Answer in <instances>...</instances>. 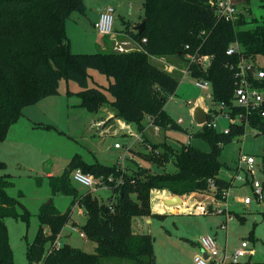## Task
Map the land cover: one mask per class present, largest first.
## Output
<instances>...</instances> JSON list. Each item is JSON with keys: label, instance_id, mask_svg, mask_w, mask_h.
Wrapping results in <instances>:
<instances>
[{"label": "trees", "instance_id": "trees-1", "mask_svg": "<svg viewBox=\"0 0 264 264\" xmlns=\"http://www.w3.org/2000/svg\"><path fill=\"white\" fill-rule=\"evenodd\" d=\"M213 1L217 0H144L146 22L142 32L131 30L130 26L126 30L139 46L77 53L71 49L66 22L74 13L85 12V0H0V141L23 115L26 105L59 92L62 78L79 85L77 91L68 93L78 94L80 105L90 112H97L100 104L108 102L117 115L136 123L140 133L148 117L154 125L183 130L164 107L176 92L180 77L154 63L153 57L175 56L173 61L184 65L180 69H187L195 80H208L211 111L218 112L217 105L221 102L232 104L236 72L245 61L252 63V70H247L248 78L264 89V78L253 76L257 67L264 69L259 59L264 57V14L260 19H252L254 27L246 28L249 20L238 8L234 19H221ZM261 1L264 6V0ZM234 43L240 45L239 51L228 54ZM206 55L211 57L207 66L202 64ZM89 68L112 78L109 84L103 88L91 86ZM250 123L257 134L264 133V116H251ZM245 130L244 124L236 122L230 123L227 133L201 125L195 135L209 142L208 151L191 143L179 148L167 142L162 144V151L156 150L157 145L151 150L135 151L161 167L160 172H151L150 167L141 165L136 158H130L131 162L123 167L118 162H85L74 157L61 174L49 176L53 190L70 195L72 201L64 212L51 202L41 207L38 231L26 248L28 264H110L111 259L160 264L155 257L153 236L135 226L138 218L154 215L152 190H168L173 195L212 190L219 198L224 190L234 186V177L220 176V170L229 167L221 160L223 146L244 135ZM167 163H172L175 170H167L164 166ZM4 168L0 161V171ZM77 168L102 181L98 186L110 189L112 197L108 202L100 200L93 191L83 194L77 190L70 178ZM11 183L9 175L0 172V264H15L5 219L29 221L28 212H19L17 199L7 193ZM175 200L173 203L186 205ZM76 203L85 208L87 219L80 228L84 237L96 243L94 252L70 243L54 246L72 219ZM173 203H169L172 208Z\"/></svg>", "mask_w": 264, "mask_h": 264}, {"label": "rangeland", "instance_id": "rangeland-1", "mask_svg": "<svg viewBox=\"0 0 264 264\" xmlns=\"http://www.w3.org/2000/svg\"><path fill=\"white\" fill-rule=\"evenodd\" d=\"M85 3L84 13L76 12L67 20L71 49L77 53L109 50L101 48V43L107 36L99 33L94 27L100 13L108 6L115 8L114 31L124 30L128 22L132 25L141 22L145 14L144 0H85ZM261 4V0L238 2V11L249 20L246 28L254 27L255 22H251L252 19H260L264 14V6ZM173 59L175 56L152 58L154 63L164 68L170 64L177 67L173 73L180 77V83L164 107L172 120L175 122L180 118L183 120L180 123L183 130L155 125L148 126L140 133L136 123H129L117 115L108 102L100 104L97 112H90L80 105L81 98L78 94L68 93V90L77 91L79 85L65 78L60 80L57 94L43 97L24 107L23 115L10 126L6 138L0 141V161L5 166L0 172L8 174L12 181L7 187V193L17 199L19 212L27 211L29 214L28 223L12 217L5 219L15 264H28L26 248L38 231L41 207L51 202L64 212L72 201L70 195L53 190L47 174L49 171L51 174H61L74 157L85 162L113 164L117 159L121 160L124 154L123 148L114 146L116 142L125 144L133 150L127 149L125 165L131 162L130 154L133 152L137 161L143 166L150 167L151 172H160L162 168L149 163L136 152L151 150L154 145L159 146L156 150L162 151L164 142L179 148L184 143H191L202 150H210L209 142L195 135L200 126L194 120V110L197 106L204 110L213 107L211 89L197 87L195 79L185 69H180L184 65L175 63ZM259 59L264 65V57ZM88 73L91 86L103 88L112 79L93 68H89ZM105 91L106 96L111 99L109 91L106 89ZM217 123L218 130L229 124L223 118H219ZM257 133L258 131L252 127H246L244 135L223 146L221 160L227 162L229 167L220 170L221 177L226 179L234 177L240 166L237 175L243 181L248 174L249 179L258 180L264 185V133ZM243 155L254 157L253 175L250 174L247 165L241 162ZM164 166L167 170H175L172 163ZM70 178L80 193L93 191L105 202L112 197V192L106 186L94 188L84 185L74 180L72 173ZM243 181L235 177L234 186L230 188L228 201L233 218L225 227L220 224L224 220V214H206L199 211V204H192L195 201L204 202L203 204L206 201V204L216 202L212 190L199 192L194 196L192 193L179 195L184 198L189 210L184 209L175 213L166 210V213H153L154 215L149 216V222L145 223L144 230L140 231L153 236L156 260L162 264H193L195 254L200 253V237L211 235L222 250L218 256L221 263L218 264H264V193L263 198H254L251 188L243 184ZM160 191L173 195L168 190ZM245 196L253 197V201L248 205L239 202L238 198ZM153 200L154 195L152 202ZM86 219L85 208L76 203L73 206L72 219L63 228L58 241L61 244L70 243L87 252H94L96 243L80 235V226ZM243 241L248 242L247 253L240 257L238 263L224 258L225 251L230 255ZM109 263L133 264L130 261L116 259L109 260Z\"/></svg>", "mask_w": 264, "mask_h": 264}, {"label": "built area", "instance_id": "built-area-1", "mask_svg": "<svg viewBox=\"0 0 264 264\" xmlns=\"http://www.w3.org/2000/svg\"><path fill=\"white\" fill-rule=\"evenodd\" d=\"M242 0H217L213 1V5L216 6L217 15L221 19L225 20H232L234 19L235 13L237 12V4ZM114 13L115 8L112 6H108L104 11L100 13L99 18L95 21L94 27L95 29L104 35H109L113 32V23H114ZM144 41L146 39H143ZM240 49V45L238 43L232 44L228 50V54H233L235 52H238ZM191 60L194 59V56L191 54L187 55ZM210 56H205L202 60V64L208 65L210 62ZM169 71H173L175 68H177L175 65H168L166 67ZM184 70V69H182ZM187 71V69H185ZM247 70H252V63L245 61L244 63L240 64V70L236 72V87L234 91V97L231 105H228L225 102H221L217 105L218 112L210 111L211 118L203 123L207 124L209 126H212L214 128L218 127L217 120L219 118H225L230 123H241L244 124L245 129L246 127H251L250 119L251 116L260 114L261 116H264V89L257 87L254 85V83L248 78L247 76ZM185 71V73H186ZM254 78L257 79H263L264 78V69L257 67L253 72ZM196 85L200 86L201 88L208 89L210 88V83L208 80L200 81L195 80ZM182 121L179 119V122ZM221 131L229 132L230 131V125L222 128ZM116 147H121L122 145L118 142L115 143ZM241 162L245 163L247 165V168L251 175H253V165L255 162V159L251 155H243L241 158ZM123 167L125 166V156L118 162ZM240 168V166H239ZM237 173L239 172V169ZM236 173V175H237ZM74 180L87 185V186H93V187H101L102 185L98 186L99 183L102 181L97 180L93 174L91 173H85L81 168H77L72 173ZM237 180L243 181V179L237 175ZM248 175V174H247ZM212 184L211 189L214 188L213 180L210 181ZM243 184H247L253 193V197L257 199L263 198L264 193V185L262 182L255 180V179H249L248 176L246 179H244ZM104 186V185H103ZM229 191L230 188L224 190L219 198L216 197V204H203L201 206L203 211H207L208 209H211L212 211L220 214H224V220L221 222V226L225 227L226 223L233 218L232 210L230 208V204L228 201L229 197ZM253 197L251 196H245L240 199L241 203H244L246 205L250 204L253 201ZM75 228L74 226L72 227ZM80 235L84 237V234L80 232ZM199 244L202 250H204L208 257H205L202 253L196 254L193 259V264H213L211 261V258H217L220 253V247L218 246L216 239L211 235H203L199 239ZM55 247H60L61 243L56 240L54 243ZM248 246L247 241H243L241 243V246L237 248L235 251H233L230 255L224 254V258L231 259L232 262L238 263L240 257L245 256L247 251L246 247Z\"/></svg>", "mask_w": 264, "mask_h": 264}, {"label": "crops", "instance_id": "crops-1", "mask_svg": "<svg viewBox=\"0 0 264 264\" xmlns=\"http://www.w3.org/2000/svg\"><path fill=\"white\" fill-rule=\"evenodd\" d=\"M105 10V9H104ZM144 19V18H143ZM138 24H140V22L139 23H136V24H134V25H132V24H130L129 22L127 23V26H130V29L131 30H134V31H137L136 30V26L138 25ZM125 27V29L124 30H120V31H114L113 30V32L111 33V34H109V35H106L107 37H105L104 39H103V41H102V43H101V48H103V49H109V50H112V49H117L118 50V48H119V50H128V49H131V48H135V47H137V46H139L138 45V43H137V41H135L132 37H131V35H130V33H128L126 30H129V29H127L128 27ZM66 29H68V23L66 22ZM70 42H71V40H70ZM127 44L128 45H131V46H127ZM187 74V73H186ZM195 85H196V82H195ZM197 87H200V86H198V85H196ZM201 88V87H200ZM202 89H204V88H202ZM207 111V120H208V118H209V115H210V109L209 110H206ZM222 118V117H221ZM147 119V118H146ZM181 119V118H180ZM223 119H225V118H223ZM182 120V119H181ZM206 120V121H207ZM225 120H227V119H225ZM228 121V120H227ZM145 122H147L146 123V127H145V129L148 127V126H155L154 124H153V120L152 119H150L149 117H148V119H147V121H145ZM183 122V120L182 121H178V123H182ZM196 122V121H195ZM229 122V121H228ZM228 124V123H227ZM199 126H201L200 124H198ZM230 125V122H229V124L227 125V126H229ZM226 126V127H227ZM131 138H129V140H130ZM122 146L121 147H116L115 146V144H114V146L116 147V148H123L124 149V154L122 155V158L125 156V160L127 159V157H126V154H127V149L128 150H132V148L131 147H129V146H126L125 144H121ZM121 158V159H122ZM130 158H136L135 156H134V154H133V152L130 154ZM120 161V159H117L115 162H119ZM114 162V163H115ZM126 162V161H125ZM113 163V164H114ZM48 176H50V175H52L51 174V172L49 171L48 173ZM94 188H98V187H94ZM195 194H199V192H193L192 193V196H194ZM155 196V200H153V202H152V196ZM158 196L160 197V198H158ZM169 196H172V195H168V194H163V192H159V190H152V192H151V208H152V212L153 213H166L167 211L166 210H168L170 213H175V212H180V211H184V209L185 210H189V208L186 206V205H183V204H175L174 205V207L172 208L171 207V205H169V204H166L165 203V198H168ZM182 196V195H181ZM182 198V197H181ZM242 197H239L238 199H239V202H240V199H241ZM183 199V202H185V204H186V201H184V198H182ZM203 203L204 202H199V201H195V202H192V204H199V206H198V208H199V211L201 210L202 212H204V213H206V214H212V213H216V212H214V211H212L211 209H208L207 211H203L202 210V208H201V206L203 205ZM206 203H207V201H206ZM205 203V204H206ZM214 204H216V202H213V205ZM185 206V207H184ZM232 210V209H231ZM75 222V221H74ZM149 222V216H145V217H141V218H138L137 220H136V229L137 230H144V228H145V223H148ZM76 224V223H75ZM75 224L74 225H72V227L74 226L75 227ZM221 224V223H220ZM199 246H200V244H199ZM248 247V246H247ZM246 247V248H247ZM221 250V249H220ZM222 251V250H221ZM246 251H247V249H246ZM200 253H202L203 255H206L207 257H208V254L204 251V250H202V248L200 247ZM200 253H196V254H200ZM225 253H226V251H225ZM195 254V255H196ZM226 254H228V253H226ZM229 255V254H228ZM211 261L212 262H214L215 264L217 263H221V260L219 259V257H217V258H211ZM160 264H162L161 262H159Z\"/></svg>", "mask_w": 264, "mask_h": 264}, {"label": "water", "instance_id": "water-1", "mask_svg": "<svg viewBox=\"0 0 264 264\" xmlns=\"http://www.w3.org/2000/svg\"><path fill=\"white\" fill-rule=\"evenodd\" d=\"M145 19H143L140 24H138L136 26V30L138 33H141L143 28L145 27ZM264 104V102H263ZM207 111L202 109L200 106H197L194 110V120L196 121L197 124H200L202 125L203 123L206 122L207 120ZM175 199H178L180 200L181 202L183 201V199L181 198V196H179L178 194H174L172 195L170 198L168 199H165V203L166 204H169V203H173L175 202L176 200ZM177 203H173V205H175ZM205 257H207L206 255H204Z\"/></svg>", "mask_w": 264, "mask_h": 264}]
</instances>
